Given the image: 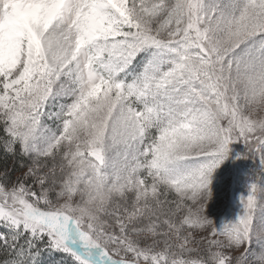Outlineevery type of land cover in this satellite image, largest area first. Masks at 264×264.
Masks as SVG:
<instances>
[{"label": "snow or ice", "instance_id": "snow-or-ice-1", "mask_svg": "<svg viewBox=\"0 0 264 264\" xmlns=\"http://www.w3.org/2000/svg\"><path fill=\"white\" fill-rule=\"evenodd\" d=\"M0 264H264V0H0Z\"/></svg>", "mask_w": 264, "mask_h": 264}, {"label": "rangeland", "instance_id": "rangeland-1", "mask_svg": "<svg viewBox=\"0 0 264 264\" xmlns=\"http://www.w3.org/2000/svg\"><path fill=\"white\" fill-rule=\"evenodd\" d=\"M232 152L227 160L215 170L212 176L206 215L217 226L235 221L241 213V197L248 194L249 184L255 176L259 179L261 166L258 158L237 159L244 154L243 144L231 146Z\"/></svg>", "mask_w": 264, "mask_h": 264}, {"label": "trees", "instance_id": "trees-1", "mask_svg": "<svg viewBox=\"0 0 264 264\" xmlns=\"http://www.w3.org/2000/svg\"><path fill=\"white\" fill-rule=\"evenodd\" d=\"M8 163H9V166H10L11 162H8Z\"/></svg>", "mask_w": 264, "mask_h": 264}]
</instances>
